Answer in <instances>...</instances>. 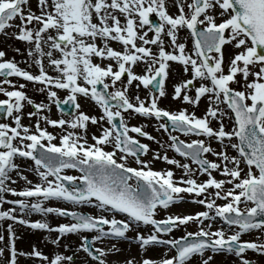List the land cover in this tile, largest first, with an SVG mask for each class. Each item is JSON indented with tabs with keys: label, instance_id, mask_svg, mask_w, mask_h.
Instances as JSON below:
<instances>
[{
	"label": "snow or ice",
	"instance_id": "1",
	"mask_svg": "<svg viewBox=\"0 0 264 264\" xmlns=\"http://www.w3.org/2000/svg\"><path fill=\"white\" fill-rule=\"evenodd\" d=\"M0 35V264L264 257V0H0Z\"/></svg>",
	"mask_w": 264,
	"mask_h": 264
},
{
	"label": "rangeland",
	"instance_id": "2",
	"mask_svg": "<svg viewBox=\"0 0 264 264\" xmlns=\"http://www.w3.org/2000/svg\"><path fill=\"white\" fill-rule=\"evenodd\" d=\"M156 19H158V18H156ZM149 35H151V33ZM15 47H21V48H23V46L19 42L15 41V40H13L11 38H5L3 35H0V49L6 50V52L8 53V56L9 57L15 56L17 60L22 61L23 58L20 55H18L17 53H15L13 51V49ZM226 62H227V56H226ZM20 66L21 67H25V64L23 62H21ZM31 70L35 71V68H33ZM29 94L34 99H36V100L42 99V97L39 94H36V95L33 94V93H29ZM143 95H144V93L141 94V96H143ZM161 106H163V107H175V102H172L169 98H165V99L162 100ZM29 110H30V107L25 109L26 112L29 111ZM197 114L199 115L200 112L198 111ZM26 122L28 123L27 119L24 120V123H26ZM90 131H93L94 132L95 129L94 128H91ZM150 133H153V132H150ZM142 142L149 143L150 146H151V148H153V149H155V148L158 147L156 144H154V143H152L150 141H147V140H143ZM169 154L171 155V153H169ZM145 158L147 159V157H145ZM210 159H211V157H210ZM18 163H23V162L22 161H18ZM154 167H156V168H163V167H166V165H164V164H162L160 162H157L154 165ZM70 174H73V173H70ZM15 186L16 187H20L21 184L20 183H17V185H15ZM218 203H220V201H218ZM199 210H202V207L201 206H198V205H195V204H190V203H182L181 205L177 206V208H175V209L173 208L172 209V211L175 212V213H177V214H189V213H194V212L199 211ZM38 218H39L38 216H33L32 217V219H38ZM58 222H62L60 220V218H57V217H49V223L50 224L55 225ZM16 227L22 228L21 226H18V225ZM188 230L194 231L195 230V225L191 226ZM35 234H42V233L35 232ZM181 234H182L181 231H176L175 232V235L176 236H179ZM243 238L244 239H253L254 236L245 235ZM119 244L120 245L118 247H121L123 249V245H125L126 243H119ZM37 247L38 248H42L40 246H37ZM42 249H43L44 252L49 253V252H51L50 249H52V248H48L46 251H45L44 248H42ZM247 255H248V257L250 259H252V261H253L254 264H264V257L257 256L256 254L251 253V252H249ZM215 260H216V264H221V262L217 261V258H215ZM232 262L234 263V261H232ZM113 264H115V261H113ZM223 264H228V263H223Z\"/></svg>",
	"mask_w": 264,
	"mask_h": 264
},
{
	"label": "bare ground",
	"instance_id": "3",
	"mask_svg": "<svg viewBox=\"0 0 264 264\" xmlns=\"http://www.w3.org/2000/svg\"><path fill=\"white\" fill-rule=\"evenodd\" d=\"M32 5H33V8H35V0H32ZM27 90L30 91V93L35 94L32 91L33 89H32L31 85H29V88ZM142 93L143 92H141V94ZM63 95L64 94L61 93V96H63ZM79 102L81 103L82 110H84L85 112H87L89 114H96V109L89 102H87L86 100H83V99H81ZM54 114L59 115L53 109L51 115L56 117ZM132 121L136 122V123H140L141 122V121H139L137 119H133ZM152 128H153L152 126L148 127L149 130H152ZM175 208H177V207H175ZM16 234H17V237H18V239L16 240V246H17L18 250H23V251H26V252L27 251H31V246L33 244L44 248L45 251L48 248H52V249H50V251L53 250V246L51 244H48L44 240L45 235H47L46 233L35 234V232H33L31 230H28V229H25L23 227L22 228L16 227ZM5 235H7V234L5 233ZM119 245L120 244H118L117 246H119ZM125 248L127 249V251L122 252L121 254H119L116 257H110V259L115 261V264H117L118 261H123L127 256H135V257L139 258L136 247L132 246V247L128 248V245L125 244V245H123V249H125ZM159 251L160 250L157 249L153 253H151V255H153L155 257V256L158 255ZM45 253L47 254V252H45ZM216 258H217V261L221 262V264H223V263L234 264L232 262L233 258H231V257H228V256H217ZM19 264H33V261L26 260L24 257H20L19 258Z\"/></svg>",
	"mask_w": 264,
	"mask_h": 264
}]
</instances>
